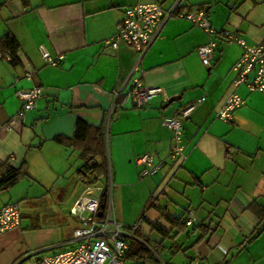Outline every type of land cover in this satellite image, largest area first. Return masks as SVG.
Segmentation results:
<instances>
[{"label": "crops", "instance_id": "crops-1", "mask_svg": "<svg viewBox=\"0 0 264 264\" xmlns=\"http://www.w3.org/2000/svg\"><path fill=\"white\" fill-rule=\"evenodd\" d=\"M174 1L0 0V37L9 33L18 44L16 66L0 59V179L8 167L26 173L0 192V209L51 199L56 204L55 222L47 228L41 225L38 232L52 235L67 215L74 218L70 210L81 196L101 189L99 183L86 187L78 181L80 151L52 140L72 137L79 119L103 127L116 221L129 228L137 224L127 221L125 204L131 198L137 202L139 221L158 234V242L161 236L152 224L158 222L166 231L170 227L148 202L166 208L173 217L192 212L194 227L209 226L210 235L204 239L208 253L203 257L197 246L204 240L194 244L195 237L182 234L188 245H180L193 254L188 264L194 259L199 264H264V230L250 240L259 220L248 210L253 201L264 204V94L241 86L236 92L244 104L232 120L215 118L235 91L232 67L243 52L222 33L229 31L248 46L259 44L264 40V0H177L178 13L203 11L215 34L171 18L141 58L123 42L116 49L103 46L126 8L148 3L168 8ZM210 42L217 47L204 65L196 49ZM40 46L52 58L62 59L55 66L48 64ZM134 79L161 88L163 96L135 108L128 96ZM31 87L42 88L43 95L20 119L16 92ZM200 98L203 102L183 122L184 156L171 161L172 132L163 119ZM145 153L163 163L154 176H141L134 164ZM131 187L137 190L125 191ZM27 210L20 209L19 227L0 235V264H13L36 249V223L23 213L36 211ZM75 221L72 232L79 225ZM139 229L140 225L131 235Z\"/></svg>", "mask_w": 264, "mask_h": 264}, {"label": "built area", "instance_id": "built-area-1", "mask_svg": "<svg viewBox=\"0 0 264 264\" xmlns=\"http://www.w3.org/2000/svg\"><path fill=\"white\" fill-rule=\"evenodd\" d=\"M177 3V0L174 1L168 8H163L158 3L136 4L126 8L116 32L103 42V46L116 49L118 42H123L136 51L141 58L155 42L164 24L171 18L185 19L205 33L215 34L203 11L178 13ZM222 37L227 42L239 45L243 50L241 57L232 67L235 74L233 80L235 91L215 114L216 119L230 122L233 113L244 104V99L236 92L237 89L245 86L249 93L264 94V40L255 46H248L243 39L229 31H224ZM216 47V42H210L196 49L204 65L210 63ZM39 49L42 50L43 59L50 65L55 66L62 59V56L52 58L49 53L43 51L41 46ZM42 95L43 89L39 87L17 91L16 97L20 103L17 117L24 119L25 113L36 108L37 101ZM128 96L135 108H142L154 97L163 96V90L158 87H146L140 80L134 79ZM202 102L203 98H200L194 103L181 107L172 116L163 119L164 126L172 132V143L169 148L171 161L184 156L183 122ZM134 164L140 168V174L143 177L154 176L163 168V163L157 162L150 153L136 158ZM100 191L101 189L97 188L88 190L71 208L70 214L79 225L73 230L68 247L52 255L27 252L17 258L13 264H126L125 257L130 247V240L134 239V236L123 229L135 231L139 224L127 228L116 221L110 200V182L106 208L101 211ZM20 221L21 212L17 203L3 206L0 209V235L19 227ZM195 222L194 214L188 212L185 225L191 227ZM191 264H199L198 259H194Z\"/></svg>", "mask_w": 264, "mask_h": 264}, {"label": "trees", "instance_id": "trees-1", "mask_svg": "<svg viewBox=\"0 0 264 264\" xmlns=\"http://www.w3.org/2000/svg\"><path fill=\"white\" fill-rule=\"evenodd\" d=\"M17 51L18 44L12 35L7 33L0 37L1 60L16 66L18 63ZM52 140L66 149L75 148L80 151L79 159L81 165L77 170L78 181L86 187H91L97 183L102 186L99 193V203L101 211H104L108 200L110 173L103 127L99 126L96 128L78 119L72 137L58 135ZM25 174L21 168L15 169L8 167L7 172L0 179V192L13 186ZM151 207L158 212L160 219L170 229L167 231L164 230L158 225V222L152 224L153 229L160 234L161 240L154 242L151 248L140 237H137L138 240H135V238L130 240V247L125 257L126 261L130 259L134 264H147V262L159 264V260L156 258L159 253L169 251L170 255H172L186 251L182 248V245L175 242L178 236L185 234L189 239L195 237L194 244H199L210 235L209 226L199 225L194 227L195 223L191 227L185 225L188 212L183 213L180 217H173L167 212L166 208L155 207L154 204L151 202L149 204L148 202V208ZM248 210L259 220L252 237H250V240H252L264 230V204L253 201L248 205ZM167 240H171V243L168 247H165L164 243ZM202 259L200 258V260ZM161 264H169V262H161Z\"/></svg>", "mask_w": 264, "mask_h": 264}, {"label": "rangeland", "instance_id": "rangeland-1", "mask_svg": "<svg viewBox=\"0 0 264 264\" xmlns=\"http://www.w3.org/2000/svg\"><path fill=\"white\" fill-rule=\"evenodd\" d=\"M109 170H111V167L109 165ZM111 174V171H110ZM137 189L128 188L125 191L127 192H135ZM115 192V186L111 183V194H110V200L112 202L113 193ZM126 203V202H125ZM137 202L135 200H132L130 198V201L127 202L125 205L127 206V221H129V225H132L134 223H137L140 225L139 233H136L137 237L142 238L151 248L155 241H157L160 237L158 234L154 231L152 233L149 232V227L145 222L139 221V208L136 205ZM29 205V206H28ZM56 204L50 199V201H35L34 203H27V206L25 204L21 205L20 209L25 211H29V209H34L36 211V214L29 215L27 212H23L25 219L28 221H32L36 223V249H32L30 252H35L39 255H52L54 253H57L61 249H65L69 246V241L71 240V232L74 227H76V221L74 218L67 215V220L65 224L60 225V227L56 228L52 233H40L38 232L39 228H41V225L44 228L51 227L50 225L55 222L54 220V211L56 209ZM41 218L38 216L39 214H42ZM41 220V221H40ZM138 221L140 223H138ZM57 223V221H56ZM123 227H125L124 224L120 223ZM163 225V223H161ZM135 226V225H134ZM42 227V228H43ZM128 234H133L134 231L123 229ZM141 233V234H140ZM142 234H145L142 237ZM134 237L135 240L138 238ZM48 241V242H45ZM166 245H169L171 243V240L165 241ZM177 244L184 245V249L187 248L188 241L182 236H178L175 241ZM193 255L190 252V249H186V251L174 253L170 255L169 251H165L164 253H159L156 257L159 260V264L161 262H169V264H188V256ZM203 261V260H202ZM127 264H134V262H131L130 259L126 261ZM203 264H206L204 261ZM147 264H154L153 262H147Z\"/></svg>", "mask_w": 264, "mask_h": 264}, {"label": "water", "instance_id": "water-1", "mask_svg": "<svg viewBox=\"0 0 264 264\" xmlns=\"http://www.w3.org/2000/svg\"><path fill=\"white\" fill-rule=\"evenodd\" d=\"M175 100L174 99H170L168 101V103L166 105H168L171 101ZM100 215V213L98 214ZM197 250L198 252L200 253V255H202L203 257H206L207 256V253H208V249H207V240H204L202 241L198 246H197Z\"/></svg>", "mask_w": 264, "mask_h": 264}]
</instances>
